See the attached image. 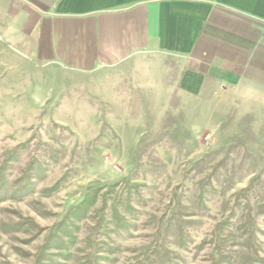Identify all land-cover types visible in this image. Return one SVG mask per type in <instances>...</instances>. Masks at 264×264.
<instances>
[{
	"label": "rangeland",
	"instance_id": "374dc122",
	"mask_svg": "<svg viewBox=\"0 0 264 264\" xmlns=\"http://www.w3.org/2000/svg\"><path fill=\"white\" fill-rule=\"evenodd\" d=\"M183 68L1 70L0 264H264V111L187 105Z\"/></svg>",
	"mask_w": 264,
	"mask_h": 264
},
{
	"label": "crops",
	"instance_id": "0c3cea01",
	"mask_svg": "<svg viewBox=\"0 0 264 264\" xmlns=\"http://www.w3.org/2000/svg\"><path fill=\"white\" fill-rule=\"evenodd\" d=\"M168 58L184 64L187 105L264 111V0H0V72L132 61L160 88Z\"/></svg>",
	"mask_w": 264,
	"mask_h": 264
},
{
	"label": "trees",
	"instance_id": "16d2710c",
	"mask_svg": "<svg viewBox=\"0 0 264 264\" xmlns=\"http://www.w3.org/2000/svg\"><path fill=\"white\" fill-rule=\"evenodd\" d=\"M220 262V261H219Z\"/></svg>",
	"mask_w": 264,
	"mask_h": 264
}]
</instances>
